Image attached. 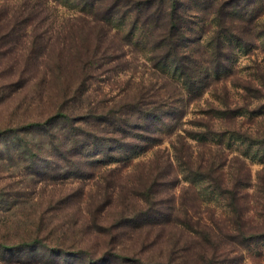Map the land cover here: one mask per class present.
<instances>
[{"label":"rangeland","instance_id":"obj_1","mask_svg":"<svg viewBox=\"0 0 264 264\" xmlns=\"http://www.w3.org/2000/svg\"><path fill=\"white\" fill-rule=\"evenodd\" d=\"M30 1L33 2V9L28 16L32 24L26 26L20 25L22 19H5L8 8L10 14L7 15L10 18L17 11H24V0L9 1V4L0 1V135L7 129L18 131L16 135L9 134L0 138V245L3 243L8 248L0 247V264H55L54 261L60 264H99L102 263L99 256L104 257L110 245L117 249V257L123 258L111 260L117 264H156L175 257H182L186 264H201L199 256L194 252L197 249L182 251L187 244H177V240L182 237L189 241L185 225L179 229L170 224L163 226V231L159 232L156 228H151L149 232L147 228L115 229L120 212L117 195L121 190L138 189L139 177L146 172V168L153 165L149 163L154 159V153L163 152L169 155L173 166L167 169L169 174L158 188L159 192L164 195L174 194L177 207L182 200L190 213H196L201 222L209 227L220 226L218 228L222 229L230 225L227 221L231 219L227 202L222 201L217 192L212 196L207 194L206 186H201L200 182L192 186L185 180L183 165L186 160H175L172 146L180 149V156L182 153L183 157L184 152L186 154L185 148L190 146V164L195 167L205 163L209 150L217 155L216 139L210 143L212 147L207 146L208 124L215 131L224 130V127L249 131L257 128L260 118L246 110L234 114L230 119L229 115L214 114L213 120H210V111L224 112L226 107L234 110L243 105L252 111L256 107L257 103L252 100L244 102V93L236 85L250 79L255 72V63L264 67L263 44H258L252 50L235 51L232 66L236 77L209 87L199 96L194 93L191 96L185 87L181 88L182 82L172 69L158 70L160 74L154 72L147 52L138 50L134 53L133 45L122 46L131 66L127 70L120 68L117 74L101 72L93 82L89 101L94 104L101 99L117 101L126 97L133 98L143 87L147 93L154 89L157 97L161 94L157 91L159 86L175 82L179 84L182 96H178L176 91L174 95L169 88L162 92V97L157 98L170 105L173 120L169 124L173 129L170 134L165 130L157 134L163 139L161 145L145 154L139 152L132 164L101 165L95 162L96 155H93L86 159L89 164L83 172L77 173L74 170L71 177H68L70 170L65 168L66 163L57 162L53 156L44 130L34 128L32 131L30 128L57 110V96L63 83L76 81L77 70L72 62L68 63L66 52L73 45V35L80 38L79 32L73 33L79 22L78 17L89 15L80 0ZM181 1L184 4L182 17L189 30L186 37L193 41L199 39L197 43L186 45H191L195 51L204 50L212 33L211 30L208 32L212 16L207 14L206 3L203 0ZM113 19L110 22L112 27L121 21L118 16ZM127 22V19H123L118 29L120 38L128 31ZM48 26L52 30L55 45L34 57L28 55L31 34L41 33ZM113 32V35L118 33ZM61 53L66 60L59 59ZM118 63L125 64L121 61ZM34 68L37 72H34ZM44 73L50 75L47 81H44ZM39 97H45L44 103L36 102ZM163 120L168 122L169 117ZM191 134H199L201 139L191 140ZM244 149L245 146L239 142H234L230 147L224 145L221 157L226 160V164L222 171L226 175L228 188H232L233 179L229 173H235L243 161V172L249 174L250 186L238 188V193L243 194L239 203L247 210V226L258 229L263 227L259 215L261 204H264V158L260 162L258 156H254L253 148L248 149L247 155H243ZM35 153L38 158L34 157ZM262 155L264 157V153ZM50 162L65 169L52 171L56 165L47 169ZM212 190L213 186L208 190L209 193ZM108 193L111 198H106ZM109 201L112 203L107 205ZM96 225H102L105 229L99 230ZM34 239L40 240L43 247L36 252H32L31 246H25ZM56 245L65 246L62 258L58 254L52 256L56 252ZM77 246L86 249V252L77 254L74 250ZM217 248L216 253H220L218 259L224 260L223 264H264V239L245 248L234 247L222 240L217 242ZM86 253H94V257L98 258H84Z\"/></svg>","mask_w":264,"mask_h":264},{"label":"trees","instance_id":"obj_2","mask_svg":"<svg viewBox=\"0 0 264 264\" xmlns=\"http://www.w3.org/2000/svg\"><path fill=\"white\" fill-rule=\"evenodd\" d=\"M0 1L9 4V1L16 0ZM203 1L206 3L204 5L207 7V14L212 16L211 27L208 29V32L211 30L212 33L204 46L205 49L195 51L191 49V45H186L187 43H197L199 39L193 41L186 37V32L189 30L185 27L186 20L182 17L181 9L184 4L181 0H80L83 9L89 16L78 17L79 22H77L76 30H73V33L79 32L80 38L73 35L71 38L73 45L66 52L67 58L69 57L68 63L72 62L77 70L76 81L68 84L63 83L57 96L59 100L57 110L52 115L46 116L40 123H34L30 128L32 131L34 128L44 130L48 136L53 156L57 158V162L66 163L65 168L70 170L67 174L68 177H71L74 170L77 173L83 172L89 164L86 159L93 155H96L95 162L101 163V165L132 164L139 152L145 154L159 147L163 139L157 134H161L164 130L170 134L173 129V126L169 124L173 120L172 112L169 111L170 105L164 100L157 99L162 97V92L164 93L166 89L170 88L174 95L176 91L178 96H182L181 88L183 86L188 90L189 95L192 96L194 93L199 96L209 87L228 82L236 77L232 66V57L235 51L252 50L257 48L258 44L264 46V0ZM24 2V11H17L15 16L10 18L7 15L10 14L8 8L5 19H22L20 25L26 26L32 20L28 14L30 12L32 14L33 2L30 0H24ZM114 16H118L121 21L112 27L110 22L114 20ZM123 19H127L129 27L128 31L120 38L118 29ZM113 31L118 33L113 35ZM38 33L31 34L30 46L27 47V49L29 48L28 55L32 54L33 57L40 51L46 52L47 49L55 45H53L54 36L50 26ZM131 45L134 46V53L138 50L147 52L148 61L152 63L154 72L172 69L174 75H177L182 82L181 88L175 82H166L158 87L157 91L161 94L157 97L153 92L154 89L147 93L143 87L133 98L126 97V99L117 101L101 99L94 104L91 103L89 101L91 88L101 72L102 74H117V71L119 72L123 67V70H127L129 65L131 66L126 58L127 53L122 47ZM59 59L61 61L65 59L62 53L59 55ZM120 61L125 64L119 65ZM254 67L255 72L249 77L250 79L236 85V88H240L244 93L242 96L244 102L252 100L257 103L252 111H249L246 105L234 110H229L230 108L226 107L224 112L209 111L211 112L210 120H213L214 114L217 116L229 115L228 119H230L234 114H240L246 110L251 115L260 118L256 129L249 131L224 127V130L215 131L212 125L208 124L207 146H211L210 143L216 139L217 155L209 150V157L205 163H199L195 167L190 164L192 155L190 146L185 148L184 157L182 153L180 156V149L172 146L175 160L180 161L184 158L186 160L183 165L185 180L189 181L190 185L200 182L201 186H206L207 194L212 196L214 192H217L221 200L227 202L231 214V219L229 218L227 221L230 225L222 229L217 225L216 228L209 227L201 222L196 213H190L182 200L181 207H177L174 194L160 193L158 188L161 187V183L166 180L169 174L167 169L170 170L169 168H172L173 165L168 154L155 152L154 159L149 163L153 165L146 168L144 170L146 172H143L139 177L138 189L130 188L118 193L120 212L115 222V229L141 230L147 228L146 231L149 232L152 231L151 228H156L159 232L163 231V226L170 224L179 229L185 225L187 226L185 233L189 241H186L184 237L179 238L177 244L179 246L187 244V246L178 251L197 249L194 252L199 256L201 264L224 263V260L218 259L220 253H216L218 241L223 240L234 247L245 248L264 239V204H261L259 215L263 227L252 229L247 226V210L239 203L243 194L238 193V188L250 186L249 174L243 172L245 167L244 164L242 166L243 161L240 162L241 166L235 173H231V175L229 173L233 183L232 188H228V183L225 181L226 175L222 171L226 160L221 157L224 145L230 147L234 142H239L245 146L243 155H247L248 149L253 148L254 156H258L260 162H263L264 67L256 63ZM34 72H37L35 68ZM48 78H50L49 73H44V81H47ZM238 81L240 80L238 79ZM224 85L226 87V84ZM152 92L153 95H151ZM44 98L39 97L36 102L41 103ZM167 117H169V121L164 122L163 119ZM156 126H158L157 129H155ZM17 132L15 129L3 130L0 138L9 134L16 135ZM190 136L191 140L201 139L198 137L199 134ZM34 157L38 158L39 156L35 153ZM50 163L49 166H46L47 169L55 165L52 171L65 169ZM212 186L213 190L209 193L208 190ZM108 197L109 193L106 198ZM207 201H209L208 198ZM111 203L109 201L107 205ZM96 226L99 230L105 229L102 225ZM109 231L111 232V230ZM25 246H31L32 252L43 248L38 239L32 240ZM56 246V252L52 256L58 254L57 256L62 258L65 246ZM0 247L8 249L3 243ZM74 250L81 255L86 252V249L78 246ZM116 250L114 245H110L104 257L99 256L102 258L100 261L102 263L99 264H117L111 260H123V258L117 257ZM94 256V253H86L84 258H98ZM184 262L182 257H175L167 261H159L156 264H186ZM54 263L60 264L59 261H54ZM140 264L151 263L140 262Z\"/></svg>","mask_w":264,"mask_h":264}]
</instances>
